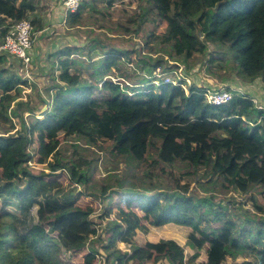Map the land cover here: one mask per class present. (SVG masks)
Wrapping results in <instances>:
<instances>
[{"label":"trees","instance_id":"obj_1","mask_svg":"<svg viewBox=\"0 0 264 264\" xmlns=\"http://www.w3.org/2000/svg\"><path fill=\"white\" fill-rule=\"evenodd\" d=\"M97 1H85L78 12L69 14L68 25H77L81 10L91 8ZM144 1L157 10L165 30L162 36L154 33L150 36L160 38L175 57L184 58L183 62L188 63L196 53L203 57L208 46L213 47L212 53H218L217 47L226 46L235 53L234 64L240 67L243 81L264 82V0ZM34 11V0H0L1 41L14 23L28 19ZM58 55L61 68L58 80L62 85L49 89L50 104L41 112L42 118L29 109L31 120L27 123L22 115H13L21 121L17 132L0 133V264H72L73 259L94 264L97 258L96 251H90L86 245L87 239L96 235L95 223L90 219L94 209L78 204L82 195H97L85 191L89 184L87 168L75 173V177L69 162L60 159L58 134L82 137L100 147L110 141L113 145L105 154L112 161H117L123 153L150 168L187 160L192 167L206 170L203 177L210 176L206 183L198 182L201 187L219 180L231 185L257 183L264 196V176L257 181L251 176L256 166L264 172V109L256 108L249 97L234 91L229 103L214 106L207 103L202 87L194 84L187 92L180 85L163 82L155 85L153 74L146 67L155 70L161 60L156 65L152 60L143 59L139 67L147 71L143 72L147 77L144 91L139 88L133 94L124 93L118 83L108 82L104 77L95 85L83 80L77 72L72 73L75 64L71 61V47L59 51ZM117 59L118 55L107 56L105 65ZM3 60L0 56V105L19 84L25 83L1 67ZM218 66L224 68L222 64ZM212 67L208 66L210 75L214 74ZM99 74L103 75L101 71ZM227 90L230 89L227 87ZM1 118L4 123H11L4 116ZM34 137L46 156H53L49 162L46 157L38 160L46 163L48 173L34 174L29 169L32 156L28 146ZM232 150L241 154L239 165L224 157ZM149 152L155 155L154 159L149 160ZM58 171L68 173L69 183H79L85 189H65ZM146 173L153 178L151 171ZM114 182L121 186L125 180L119 175ZM175 185L179 189L169 187L160 191L147 187L130 193L116 192L113 196L107 192L109 186L104 184L100 188L97 196L100 202L112 201L115 197L117 202L126 205L112 213L115 222L108 225L111 236L105 246L112 248L106 259L111 258V262L105 264L134 261L144 264L151 260L156 263L162 258H168L171 264H185L174 253L171 241L146 242L144 249L134 245L130 252L116 247V243L131 246L137 231L146 232L142 220L153 227L173 223L189 228L187 242L196 249L191 260L197 259L206 245L205 264H225L227 258H234L243 246V237L252 233L238 217L235 203L227 201L232 207L230 214L227 209H215L212 196L201 197L189 184L180 185L177 181ZM250 200L256 211L262 210L252 197ZM103 208L101 218H106L111 210L105 203ZM210 222L222 224L216 231L208 225ZM253 234L252 243L257 249L247 248L264 264V219H259Z\"/></svg>","mask_w":264,"mask_h":264},{"label":"rangeland","instance_id":"obj_2","mask_svg":"<svg viewBox=\"0 0 264 264\" xmlns=\"http://www.w3.org/2000/svg\"><path fill=\"white\" fill-rule=\"evenodd\" d=\"M111 1L112 3L108 5L107 0H98L92 4L91 8H83L80 22L71 27L65 19L62 7L63 0H34L35 11L28 18L30 23L34 21V24L31 23V27L36 53H32L31 62L24 65L11 55H0L4 57L1 67L25 82L19 84L15 91L9 94V99L5 100L3 105H0V133L17 132L21 121L20 118H13V115H22V120L27 123L31 120L28 113L29 109H32L39 119L42 118L41 112L44 111L47 104H50L49 89L56 85H62L58 80L61 68L58 65L57 58L59 57V51L66 47L73 49L71 61L75 65L71 68L72 73L77 72L83 80L91 81L95 85L98 80L104 77V80L108 82L118 83L124 93L133 94L139 88L142 92L144 91L147 77L143 72L147 73L149 71L150 75L153 73L160 74L161 72L170 74V71H175L179 67L183 68V75L187 78L189 76L191 79L194 73V81L196 82L190 80V85L196 83V85L208 86L207 82L210 81L213 83L211 86L215 87V85H222L226 82L229 84V82L236 81L243 88H248L254 83L248 80L243 81L240 67H236L234 64L235 53L230 48L219 46L217 47L219 49L218 53H212L213 47L208 46L202 54L203 57L196 53L193 58L188 60V63H184V58L175 57L174 53L170 51L171 48L161 43L160 38L153 39L150 36L151 33H154L157 37L162 36L163 33L165 34V30L161 26L162 20L151 4L144 0ZM41 28L42 30L39 31ZM146 45L148 46L146 47ZM111 55H118V59L105 65L107 63L105 58L107 56L111 57ZM218 56L223 57L218 59ZM140 59L146 62L152 60L153 64L157 60H161L162 62H158L161 64V71H158L160 64L157 65L156 63L155 70H151L150 67H146L147 71L141 70L139 67ZM220 64L224 68H220L218 66ZM208 66H213L212 71L214 74H209ZM99 71L103 75H100ZM164 77L169 78L167 75ZM187 85H185L186 91L188 89ZM221 88L227 89L225 86H221ZM231 91L235 93L232 89ZM98 93L96 90V94ZM101 93L105 95L104 92ZM49 94L51 95V92ZM249 94L248 96H250ZM18 105L20 108H18ZM1 116L7 118L11 123H4ZM56 138L61 143L58 148L59 157L63 162H69V165L73 168V176L76 177L75 173L81 170L84 171V168H87L86 173L89 177L88 188L85 189L79 183H69L68 173L56 172L62 187H65V189L72 188L75 191L85 189L88 193L93 191L99 197V190L104 184L107 187L109 186L107 192L113 196L116 192L129 191L130 193L133 189L143 190L147 187L160 191L169 189V187L179 189L175 185V182L178 181L180 185L189 184L191 189L195 188L201 197L208 198L212 196L216 204L215 209L218 207L227 209L230 214H232V207L227 201L232 200L236 205L235 210L238 217L252 233L248 232L243 237V246L234 258H227L225 264H241L243 261L260 264L258 255L247 248L251 246L252 249H257L256 244L252 243L255 236L253 232L257 228L259 219H264V196L261 194L262 187L257 183L249 186L240 183L231 185V182L227 181V183L219 180L213 185L201 187L198 182L206 183L210 176L203 177L206 170L192 167L187 160L176 161L171 165L161 163L162 166L160 167L150 168L144 163H138L126 153H123L117 161L109 159L105 152H108L113 145L110 141L100 147L99 145L89 144L86 139L74 135L66 137L63 134H58ZM28 151L32 156L29 162V169L32 173H48L46 163H41L38 160L46 157V162H49L53 160V156H46L45 150L40 147L35 137L29 144ZM240 155L239 152L232 150L225 153L224 157L226 160L231 158L233 163L239 165L238 157ZM147 157L152 160L155 155L149 152ZM161 168L163 169L161 170ZM148 171H151L153 178L146 175ZM119 175H122L125 180L121 186L115 185L116 182H114V178ZM251 176L253 180L257 181L263 178L264 172L256 166ZM223 184L227 187L222 189L219 185ZM97 196L82 195L78 200V204H87L94 209L90 219L95 223L96 235L90 236L86 245L90 251H96L97 258L94 264H105L111 262V258L108 261L106 259L109 257L112 248L107 249L105 246L108 242L107 238L111 236L108 225L111 226L115 222L112 213L126 208V205L117 202L115 197L112 201H105L104 203L111 210V214L106 218H101L104 212V203L100 202ZM251 197L262 209L261 211H256L257 209L252 206ZM116 223L117 225L120 224L118 221ZM142 224L146 227V232L137 231L131 246L116 243V247L122 251L130 252L134 245L144 249L146 242L164 243L171 241L174 244H171L174 253L185 264H205L207 245L199 251L200 256L197 259L191 260V256L196 252V249L192 248L187 242L189 228L173 223L153 227L145 220H142ZM221 224V222L208 223L212 227L211 229L216 231L219 230ZM84 253H86V250ZM137 262L134 261L128 264H137ZM71 263L83 264V261L73 259ZM144 264H171V262L168 258H162L159 262L153 263L151 260Z\"/></svg>","mask_w":264,"mask_h":264},{"label":"built area","instance_id":"obj_3","mask_svg":"<svg viewBox=\"0 0 264 264\" xmlns=\"http://www.w3.org/2000/svg\"><path fill=\"white\" fill-rule=\"evenodd\" d=\"M85 1L88 0H63L62 7L65 17L68 14L78 12ZM32 38L31 23L27 19L14 23L0 42V55H11L22 64L28 65L31 62L30 51L34 47V39ZM158 71H161V68H159ZM166 75L170 79L164 77ZM152 79V83L155 85H158L160 82L169 83L180 85L184 90L186 89L185 85L188 84V88L191 86V79L189 76L187 78L183 75L182 67H179V69L175 71H170V74L164 72H161L160 74L153 73ZM202 89L207 103L214 106H221L229 103L234 95L231 91L225 88L213 89L211 87H202Z\"/></svg>","mask_w":264,"mask_h":264},{"label":"crops","instance_id":"obj_4","mask_svg":"<svg viewBox=\"0 0 264 264\" xmlns=\"http://www.w3.org/2000/svg\"><path fill=\"white\" fill-rule=\"evenodd\" d=\"M34 52L36 53V51L33 47V49L30 51L31 56H32V53H34ZM33 57H34V55H33ZM192 80L193 81L195 80L194 73L191 77V81ZM194 82H196V81H194ZM204 82H206V81L204 80ZM207 83H208V86H203L201 84L196 85V83L194 85L200 86V87H211L213 89L221 88V86L228 87L229 89H232L233 91L237 92L238 94H241V95L245 94L246 97H249L253 101L254 106L256 108L264 109V82H262L260 80L255 81L248 88H243L241 86V84L236 82V81L229 82V84H227V82L222 83V85H215V87L211 86V85H213L212 82L209 81ZM248 93H250L249 94L250 96H248Z\"/></svg>","mask_w":264,"mask_h":264},{"label":"clouds","instance_id":"obj_5","mask_svg":"<svg viewBox=\"0 0 264 264\" xmlns=\"http://www.w3.org/2000/svg\"><path fill=\"white\" fill-rule=\"evenodd\" d=\"M28 20V19H27ZM200 87V86H199ZM201 88V87H200ZM229 91H231V89L229 90ZM232 92V91H231ZM234 94V93H233Z\"/></svg>","mask_w":264,"mask_h":264},{"label":"bare ground","instance_id":"obj_6","mask_svg":"<svg viewBox=\"0 0 264 264\" xmlns=\"http://www.w3.org/2000/svg\"><path fill=\"white\" fill-rule=\"evenodd\" d=\"M68 15H69V14H68ZM68 15H67V16H68ZM67 16L65 17V19L67 18Z\"/></svg>","mask_w":264,"mask_h":264}]
</instances>
